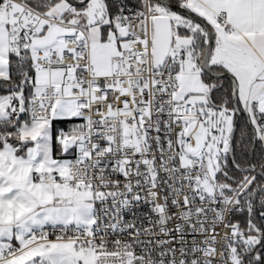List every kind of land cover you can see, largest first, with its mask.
Returning a JSON list of instances; mask_svg holds the SVG:
<instances>
[{
  "label": "snow or ice",
  "instance_id": "1",
  "mask_svg": "<svg viewBox=\"0 0 264 264\" xmlns=\"http://www.w3.org/2000/svg\"><path fill=\"white\" fill-rule=\"evenodd\" d=\"M0 264H264V0H0Z\"/></svg>",
  "mask_w": 264,
  "mask_h": 264
}]
</instances>
